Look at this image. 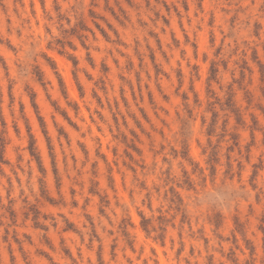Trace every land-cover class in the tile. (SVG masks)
<instances>
[{"label":"rangeland","instance_id":"1","mask_svg":"<svg viewBox=\"0 0 264 264\" xmlns=\"http://www.w3.org/2000/svg\"><path fill=\"white\" fill-rule=\"evenodd\" d=\"M0 264H264V0H0Z\"/></svg>","mask_w":264,"mask_h":264}]
</instances>
